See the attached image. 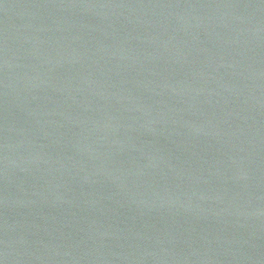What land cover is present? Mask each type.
<instances>
[{
	"label": "water",
	"instance_id": "obj_1",
	"mask_svg": "<svg viewBox=\"0 0 264 264\" xmlns=\"http://www.w3.org/2000/svg\"><path fill=\"white\" fill-rule=\"evenodd\" d=\"M0 264H264V0H0Z\"/></svg>",
	"mask_w": 264,
	"mask_h": 264
}]
</instances>
